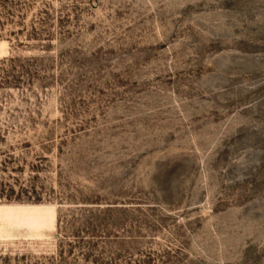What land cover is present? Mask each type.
Returning <instances> with one entry per match:
<instances>
[{"label":"rangeland","instance_id":"1","mask_svg":"<svg viewBox=\"0 0 264 264\" xmlns=\"http://www.w3.org/2000/svg\"><path fill=\"white\" fill-rule=\"evenodd\" d=\"M0 264H264V0H0Z\"/></svg>","mask_w":264,"mask_h":264},{"label":"trees","instance_id":"2","mask_svg":"<svg viewBox=\"0 0 264 264\" xmlns=\"http://www.w3.org/2000/svg\"><path fill=\"white\" fill-rule=\"evenodd\" d=\"M33 200L34 201H38V200H40V198H39V196L38 195H36V196H34V198H33ZM77 210V209H76ZM68 212H70L69 210H67ZM69 216H71L69 219H68V217H67V214L66 213H58V218H57V224H58V227H60V225L62 224H66V225H72L71 227H74L76 224H80V223H84V224H86V223H88V222H86V220L83 222V221H81L83 218L81 217V215H79V216H77V217H75L74 216V214L73 213H71V214H69ZM88 224H90V223H88ZM85 227V229L87 228V229H89V227L90 226H84ZM86 232V230L84 231L81 227H77V228H74V230H72V236H74L73 238H76V239H74V240H76V242H79L78 241V239L77 238H83V237H81V235L80 234H82V233H85ZM87 233V232H86ZM69 246H72V247H75L74 245H72V244H68Z\"/></svg>","mask_w":264,"mask_h":264}]
</instances>
